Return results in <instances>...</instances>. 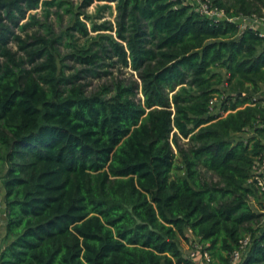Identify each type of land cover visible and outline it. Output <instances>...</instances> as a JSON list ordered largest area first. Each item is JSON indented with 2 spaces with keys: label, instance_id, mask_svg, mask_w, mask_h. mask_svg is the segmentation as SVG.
Listing matches in <instances>:
<instances>
[{
  "label": "trees",
  "instance_id": "16d2710c",
  "mask_svg": "<svg viewBox=\"0 0 264 264\" xmlns=\"http://www.w3.org/2000/svg\"><path fill=\"white\" fill-rule=\"evenodd\" d=\"M210 1L229 18L263 16L264 0ZM263 87L257 31L190 2L0 0V264H194L188 233L213 264H264L249 182L264 140V107L249 103Z\"/></svg>",
  "mask_w": 264,
  "mask_h": 264
},
{
  "label": "built area",
  "instance_id": "2783aa9c",
  "mask_svg": "<svg viewBox=\"0 0 264 264\" xmlns=\"http://www.w3.org/2000/svg\"><path fill=\"white\" fill-rule=\"evenodd\" d=\"M194 4L198 12L209 19L215 21L219 20L220 18L235 20L233 18L227 17L225 15L224 9L212 5L210 0H194ZM242 20L246 22L243 27L248 26L256 30L259 36H261L264 40V16H254L253 18L243 17ZM243 94L244 93H242V95ZM258 99V96L253 97V103L249 104L254 105V103L260 102V104L264 107V99H262L261 101H259ZM216 105V97L211 98L209 100V112H213V110L216 108ZM218 112L221 111L218 110ZM262 144L263 149L256 156V161L253 162L251 166L249 182L255 184L259 188L260 192L264 193V140L262 141ZM3 195L4 187L0 179V227L5 226V206L3 202ZM250 241L251 240L249 235H246L244 238L239 240V246L230 253V260L232 263H236L238 260H240L242 254L246 251ZM208 246V242H202L198 237H194V240L191 243V247L189 248L188 259H190L194 264H213L211 254L207 249Z\"/></svg>",
  "mask_w": 264,
  "mask_h": 264
},
{
  "label": "rangeland",
  "instance_id": "374dc122",
  "mask_svg": "<svg viewBox=\"0 0 264 264\" xmlns=\"http://www.w3.org/2000/svg\"><path fill=\"white\" fill-rule=\"evenodd\" d=\"M72 1L76 2L77 0H72ZM183 1L186 2V3L190 2V3L194 4V0H183ZM95 7H96V2L93 3L92 5H90L89 7H87V12L88 13L93 12ZM32 12H36V13H38V15H40L41 14V7L37 8L36 10H33ZM114 16H115V8H114V5L112 4L111 12L109 13L107 11V13L105 14V18L110 19L114 23ZM263 16H264V10H263ZM242 18H243V16L242 17L237 16L234 19L239 23V25L243 26V25H245L246 22L243 21ZM68 19H69V14L68 13H63L61 18H59L56 14H51L49 21L52 24V26L54 27V29L58 30L60 27L65 26L68 23ZM80 19H83V17L81 16ZM91 33H94V32H91ZM80 41H82V39ZM125 71H127V72H124L123 75L129 76L132 73V78L136 79V73L134 71H132L130 68H126ZM114 74L118 75V72L114 71ZM103 82H106L105 78L92 79V81L90 83V86H89V90H93V89L97 88V86L99 84L103 83ZM262 93L264 94V87H263V92ZM138 95L140 96L141 94L139 93ZM218 110L219 109L215 108L213 110V112H211V113H216V112H218ZM251 134H252V131L249 130L248 132L240 133V134L235 135V138H239V139H244L245 140ZM185 141H186V139H182L181 140V142H185ZM175 152H176V150H175ZM175 166H177V169H175V172H179L180 173L181 172V162H180V158L178 156L175 159ZM4 168H5V165L0 166V175L3 173ZM199 169H200V173L202 175L201 178L205 182L209 183L211 181H214V182L216 181V177L212 173L207 172L206 170H204L202 168H199ZM261 200H262V195L259 192L257 194V202L258 203L256 204L252 200V204H253L254 208H256V206H257V210H259L260 212L264 213V201H261ZM263 220H264V217H263L262 221ZM193 240H194V236L191 233H188V239L187 240H180V242H179L182 254L185 257H188L189 248L191 247V243L193 242Z\"/></svg>",
  "mask_w": 264,
  "mask_h": 264
},
{
  "label": "crops",
  "instance_id": "0c3cea01",
  "mask_svg": "<svg viewBox=\"0 0 264 264\" xmlns=\"http://www.w3.org/2000/svg\"><path fill=\"white\" fill-rule=\"evenodd\" d=\"M4 234H5V227L1 226L0 227V247L2 244L5 243Z\"/></svg>",
  "mask_w": 264,
  "mask_h": 264
}]
</instances>
